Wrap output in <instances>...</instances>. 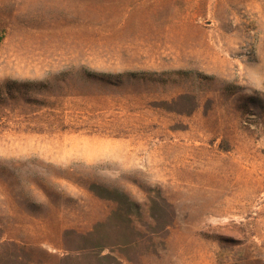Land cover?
Returning a JSON list of instances; mask_svg holds the SVG:
<instances>
[{
  "label": "rangeland",
  "instance_id": "1",
  "mask_svg": "<svg viewBox=\"0 0 264 264\" xmlns=\"http://www.w3.org/2000/svg\"><path fill=\"white\" fill-rule=\"evenodd\" d=\"M0 264H264V0H0Z\"/></svg>",
  "mask_w": 264,
  "mask_h": 264
},
{
  "label": "trees",
  "instance_id": "2",
  "mask_svg": "<svg viewBox=\"0 0 264 264\" xmlns=\"http://www.w3.org/2000/svg\"><path fill=\"white\" fill-rule=\"evenodd\" d=\"M98 189H100L98 193H99V196L101 198L112 199V197H110L109 194H106V193H109V190L107 188H105V187L104 188L99 187Z\"/></svg>",
  "mask_w": 264,
  "mask_h": 264
}]
</instances>
